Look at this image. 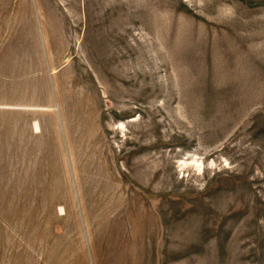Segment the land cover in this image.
I'll use <instances>...</instances> for the list:
<instances>
[{"label": "rangeland", "instance_id": "1", "mask_svg": "<svg viewBox=\"0 0 264 264\" xmlns=\"http://www.w3.org/2000/svg\"><path fill=\"white\" fill-rule=\"evenodd\" d=\"M0 264H264V0H0Z\"/></svg>", "mask_w": 264, "mask_h": 264}]
</instances>
